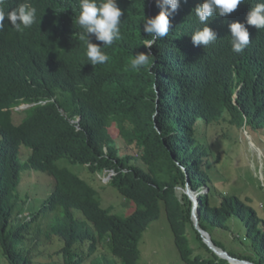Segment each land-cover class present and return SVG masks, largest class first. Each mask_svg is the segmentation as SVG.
<instances>
[{"label":"trees","instance_id":"1","mask_svg":"<svg viewBox=\"0 0 264 264\" xmlns=\"http://www.w3.org/2000/svg\"><path fill=\"white\" fill-rule=\"evenodd\" d=\"M30 2L37 8L36 23L17 32L6 18L8 26L0 34V264H32L22 245L31 224L48 212L57 216L49 233L64 243V264H84L77 244L88 242L95 252L104 239L123 264H138L140 241L160 217L161 204L184 262L229 264L196 230L189 196L178 198L177 190L187 185L200 194V227L216 246L232 257L264 264V219L236 195L214 200L212 153L199 138L202 123L264 130V58L232 51L228 25L233 21L217 22L213 44L194 45L191 35L204 27L195 14L199 2L180 0L169 17L168 35L152 46L151 63L134 70L131 59L147 52L143 41L151 36L143 21L158 15L156 1L117 0L124 13L121 35L103 46L109 59L96 65L79 39L80 0ZM23 105L31 106L17 109ZM16 114H24L18 123ZM114 123L137 155L120 156L109 131ZM22 145L31 149L25 163ZM63 157L112 173L109 184L137 209L122 218L103 208L96 189L58 167ZM23 170L47 173L56 184L38 214L15 223L14 199ZM233 217L246 228L241 251L227 249L214 236V230L232 232L228 222ZM189 229L208 257L194 255Z\"/></svg>","mask_w":264,"mask_h":264},{"label":"rangeland","instance_id":"2","mask_svg":"<svg viewBox=\"0 0 264 264\" xmlns=\"http://www.w3.org/2000/svg\"><path fill=\"white\" fill-rule=\"evenodd\" d=\"M27 107L23 105L21 110ZM23 117L24 114H16V123ZM109 131L116 142L120 156L138 154L135 146L121 137L117 124L114 123ZM199 138L212 153L209 158L211 166L209 174L213 180V187L215 185L214 200L216 201L222 194L236 195L252 206L264 219V130L240 129L231 127L227 122L209 126L202 123L199 127ZM30 156L31 149L22 145L20 160L25 163ZM57 165L96 189L101 206L112 214L125 218L137 209L135 203L127 201L116 188L109 184L112 173L92 171L88 165L74 163L68 157L61 158ZM21 177V183L17 189L18 197L14 199V217L18 218L15 219V223L29 221L30 214H38L56 184L54 177L36 170H23ZM206 191L203 190V192ZM186 192L187 188H179L178 198L182 200L183 196L187 195ZM74 214L78 218H84L81 212L75 211ZM56 219V214L48 212L41 214L40 221L31 224V231L26 235L27 238L22 247L24 246V250L29 252L32 264H64L65 260L61 252L64 243L59 237L49 233V227ZM228 225L232 228V232L214 230V236L225 243L227 249L235 248L236 251H241L242 245L239 241L246 236V228L236 217H233ZM234 236L237 239L233 240ZM188 237L190 247L195 250L194 255L200 253L199 255L209 256L200 248L192 229H189ZM101 243L95 252H91L88 242L77 244V251L85 259L84 264H97L98 261L101 264H107V261L123 264L121 259L111 253L107 240L104 239ZM139 251L138 264H187L180 256L163 204H161L160 217L144 232Z\"/></svg>","mask_w":264,"mask_h":264},{"label":"clouds","instance_id":"3","mask_svg":"<svg viewBox=\"0 0 264 264\" xmlns=\"http://www.w3.org/2000/svg\"><path fill=\"white\" fill-rule=\"evenodd\" d=\"M150 1H156L160 11L155 17L145 18L143 21V30L151 36V39L143 41L147 52L131 59V68L134 70H139L151 63L152 46L157 40L168 35L169 17L174 16L180 7V0ZM191 1L196 0H185L187 5ZM197 1L199 5L195 7V14L204 27L191 35L194 45L213 44L217 40V34L212 28L217 22L233 21L228 25L232 51L253 58H264V0ZM79 10L77 24L83 30L79 39L86 44V55L91 65L103 64L109 59L103 51V46H111L114 40L120 38L121 17L124 13L118 6L117 0H80ZM6 18L15 31L22 32L36 23L37 8L31 4L30 0H0V34L8 26ZM89 34H93L98 41L102 42V46L93 44ZM234 99H237V94L234 95ZM21 107L17 109L20 110ZM194 194L198 200L199 209L200 194L196 192ZM191 201L193 203V200Z\"/></svg>","mask_w":264,"mask_h":264},{"label":"water","instance_id":"4","mask_svg":"<svg viewBox=\"0 0 264 264\" xmlns=\"http://www.w3.org/2000/svg\"><path fill=\"white\" fill-rule=\"evenodd\" d=\"M30 107V105H28ZM187 192L186 194L189 196L191 200H193V209H192V220L196 230L202 235L204 243L220 258L225 259L229 262V264H253L250 261L241 260L235 257H232L228 252L223 250L222 248L216 246L213 242L211 235L200 227V211L198 209V200L194 191L190 188L189 185L186 186Z\"/></svg>","mask_w":264,"mask_h":264},{"label":"bare ground","instance_id":"5","mask_svg":"<svg viewBox=\"0 0 264 264\" xmlns=\"http://www.w3.org/2000/svg\"><path fill=\"white\" fill-rule=\"evenodd\" d=\"M14 44V43H13ZM11 47V46H10ZM1 52V51H0ZM7 52V51H6ZM246 127V126H245Z\"/></svg>","mask_w":264,"mask_h":264}]
</instances>
